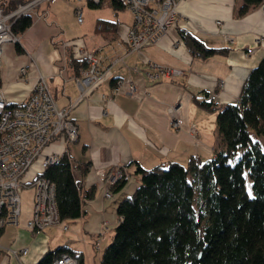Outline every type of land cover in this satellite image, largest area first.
I'll list each match as a JSON object with an SVG mask.
<instances>
[{
  "label": "crops",
  "instance_id": "1",
  "mask_svg": "<svg viewBox=\"0 0 264 264\" xmlns=\"http://www.w3.org/2000/svg\"><path fill=\"white\" fill-rule=\"evenodd\" d=\"M57 4L58 1L51 5L42 3L36 8L31 26L18 35L19 44L3 45L0 89L7 103L21 104L33 92L37 75L42 74L55 107L72 105L69 117L77 128V141L66 143L62 137L51 140L22 180L31 182L40 173L44 157L67 154L74 165L88 164L84 175L75 168L73 176L81 182L83 192L92 189L93 196L81 198L80 218L63 222L67 231L60 226L48 228V233L29 239L25 222L31 214L32 190L22 191L18 224L13 225L15 239L9 247H26L23 258L29 261L39 253L66 246L80 254L83 264H87L99 251L90 233L99 230L103 222L115 220L117 203L131 195L139 184L137 166L150 170L168 162L185 166L192 156L200 162L211 158L217 142L215 113L198 107L192 96H207L219 107L237 101L244 81L264 55V4L240 14L243 0H182L178 5V23L157 43L132 53L127 52L126 44L132 22L128 13L119 16L123 12L111 10L108 21L117 23L114 31L96 32L95 20L87 31L76 27L74 34H70L55 14ZM44 11L45 18L40 16ZM179 29H185L208 48H227V52L206 59L193 57L182 43ZM83 50L94 51L98 67L106 73L80 97L71 60H82ZM148 61L182 70L185 77L151 81L145 75ZM21 68L26 69L24 78L20 77ZM119 80L123 83L119 94H114L112 88ZM128 83L136 90L133 94L126 93ZM171 107L182 118L178 130L169 125ZM118 171L126 179L118 192H112L110 204L104 194L109 188V177ZM118 221L117 216L116 224ZM63 234L65 237H60ZM0 264L17 262L5 252L0 254Z\"/></svg>",
  "mask_w": 264,
  "mask_h": 264
},
{
  "label": "trees",
  "instance_id": "2",
  "mask_svg": "<svg viewBox=\"0 0 264 264\" xmlns=\"http://www.w3.org/2000/svg\"><path fill=\"white\" fill-rule=\"evenodd\" d=\"M13 1L7 0L8 10ZM102 2L89 5L100 7ZM261 4L264 0H243L239 13ZM107 6L113 12L125 10L118 0H109ZM31 24L32 18L24 15L11 31L18 36ZM116 26V22L97 19L95 31L110 32ZM179 34L193 57L206 59L227 52V48L204 46L185 29H179ZM71 62L78 77L84 60ZM192 100L215 113L217 143L211 158L200 162L192 156L185 166L168 162L150 170L137 166L139 184L117 203L119 221L100 264H264V55L235 103L219 107L207 96L195 95ZM75 168L84 175L88 164L74 165L64 154L38 174L54 184L61 222L80 218L81 198L93 196L92 189L83 192L81 182L74 179ZM122 186L123 181H118L109 190L116 193ZM62 255L83 264L81 255L66 246L48 250L35 264H51Z\"/></svg>",
  "mask_w": 264,
  "mask_h": 264
},
{
  "label": "built area",
  "instance_id": "3",
  "mask_svg": "<svg viewBox=\"0 0 264 264\" xmlns=\"http://www.w3.org/2000/svg\"><path fill=\"white\" fill-rule=\"evenodd\" d=\"M53 0H30L22 3L14 0L8 10L7 0H0V58L2 47L6 43L19 44V38L11 31L12 24L22 15L33 13L42 4ZM92 5H98L101 0H87ZM122 2L131 17V26L126 33L127 52H137L147 45L157 43L167 30L178 23V5L182 0H118ZM76 18L81 22V9L76 11ZM216 24L221 25L220 22ZM85 67L76 77L75 83L80 97L98 84L106 71L98 67V59L91 50L81 51ZM145 75L151 80L163 78H184L182 70L168 69L148 61ZM26 69L19 70L24 78ZM123 81H116L112 90L119 94ZM135 88L128 83L126 93L133 94ZM104 98V97H103ZM105 99V98H104ZM72 105L64 108L55 107L52 94L45 77L37 75L33 92L21 104L7 103L0 89V229L7 225L17 226L21 212V192L32 190V207L29 219L25 222L26 229L36 235L46 228L61 227L67 231L68 226L61 222L55 202L54 184L47 178L36 176L31 182L25 183L23 175L36 159L41 156L43 148L51 140L62 137L66 143L77 141L78 134L75 124L69 114ZM169 125L178 130L182 118L175 107L168 110ZM57 155H48L41 162V168L56 163ZM126 179L122 171H118L108 179V186ZM111 191L106 190L105 198H111ZM102 232L106 231L105 223ZM103 235V234H102ZM5 251L17 264H24L22 258L27 254V248H6ZM51 264H76L75 259L62 255Z\"/></svg>",
  "mask_w": 264,
  "mask_h": 264
},
{
  "label": "rangeland",
  "instance_id": "4",
  "mask_svg": "<svg viewBox=\"0 0 264 264\" xmlns=\"http://www.w3.org/2000/svg\"><path fill=\"white\" fill-rule=\"evenodd\" d=\"M56 1H58V4H57L58 8H56L55 14L62 21V24H64L66 26L67 31L70 32V34H74V32L76 31V27H78L79 30L81 29V31H87L90 28V24L92 23V21L94 22L97 19H107L108 20L109 18L112 17L111 8L107 6L109 0H103L102 5L100 7L90 6L89 2L87 0H53V1H50V5ZM40 5H42V4H40ZM79 9H81V19H82L81 22H78L77 18H76V11H78ZM122 12L123 13H119V16H121V14L128 16L127 10H124ZM25 15H29L33 21V18L37 15V11L34 10L33 13L25 14ZM22 16H24V15H22ZM22 16H20V17H22ZM40 16L45 18L46 17V11L42 12L40 14ZM81 35H73V36H76L75 38H78ZM261 40H262V37L258 39V41H261ZM209 115H212V114L209 113ZM213 117H214L213 128L215 129V114L213 115ZM216 137H217V135H216ZM254 137L255 136L252 135V138H254ZM31 169H32V167L30 168V170ZM244 179H245L246 191H247L248 195L251 196L250 180H249L246 172H244ZM112 200H113V198L108 199L110 204L113 203ZM108 211L110 212V210H108ZM113 214H114L115 220L112 223L108 224V223L103 222V223H105V228H106V231L104 233L102 232L103 227L101 225H100L101 227H99V230H97L95 233H92V232L90 233L92 236H94V237H92L93 243L95 246H96V244L98 245L99 251H96L94 253L93 257L90 260L91 262H88L87 264H100V259H99L100 255H101L103 249L111 241L113 234H114V229L117 225L116 224L117 215H116L115 210H114ZM101 224H102V222H101ZM1 229L2 230L4 229V232H2L1 237H0L1 238L0 239V250H1L0 254H5V252H6L5 249L10 248L9 246H11V244L13 243V240L15 239V233H16L15 229L16 228L13 225H7ZM47 229L48 228L44 229L42 232H40L36 235H32L27 230L28 231L27 235H28L29 239L33 238V237L39 238L40 236L43 235V233H48ZM60 237L64 238L65 234L61 235ZM44 243L47 244V242H45V241H44ZM48 247H51L50 243L48 244ZM19 248H21V247H19ZM39 254L40 255L38 257H35V259L33 257H30L28 259L29 261H26V257H25L22 259V261L25 264H35L41 259V257L43 256L44 253H39Z\"/></svg>",
  "mask_w": 264,
  "mask_h": 264
},
{
  "label": "bare ground",
  "instance_id": "5",
  "mask_svg": "<svg viewBox=\"0 0 264 264\" xmlns=\"http://www.w3.org/2000/svg\"><path fill=\"white\" fill-rule=\"evenodd\" d=\"M19 38V37H18ZM92 51V50H91Z\"/></svg>",
  "mask_w": 264,
  "mask_h": 264
}]
</instances>
